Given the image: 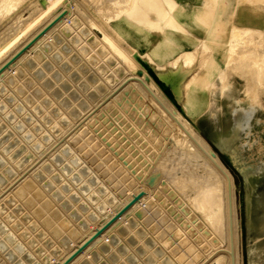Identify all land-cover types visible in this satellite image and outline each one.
Here are the masks:
<instances>
[{"label":"rangeland","instance_id":"rangeland-1","mask_svg":"<svg viewBox=\"0 0 264 264\" xmlns=\"http://www.w3.org/2000/svg\"><path fill=\"white\" fill-rule=\"evenodd\" d=\"M14 1L13 8L2 15L1 5L5 0H0V45L16 31V27H19L17 25L22 26L36 14V11L44 7L43 2L38 0ZM112 1L114 0H66L71 17L73 16L72 21H67L62 27L59 26L60 28L50 32L48 37L21 59L19 65L14 66L11 72H7L0 79V256L6 264L15 262L42 264L39 256L49 254L50 258H53L54 255H51L53 247L62 246L61 256L63 251L68 249L72 242L79 240L82 232L88 230L93 224L88 215L90 212L99 214L95 203L104 202V198L109 194L118 198L110 188L113 187L125 195L134 188L145 186L155 197V202L149 204L148 212L150 213L146 212L141 219L129 214L106 234L105 237L108 234H111L113 239L115 237L113 243L108 241L105 249L99 248L98 245L105 240L104 237L88 249L86 254L80 256L74 264H181L177 260L182 255L189 259V264H192L199 258L197 253V257H194V254L190 252L189 242L195 240L198 235L197 239H201L203 234L207 237L206 232L203 233L208 227V221L205 220L206 211L201 210L205 209L201 207L207 202H205L206 199H201V189L205 184L201 185L200 178L203 176L201 177L200 173L208 174L206 178L209 180L213 179L215 173L210 171V167L206 168L209 165L203 164L204 160L195 153H189V157L187 155L189 161L186 158L175 159V149L179 147L171 137V133L176 130L173 122L169 120L172 123L168 125V120L147 114L150 112L148 108L154 111V107H151L149 97L136 82L135 87L130 86L132 89L121 92L119 98L109 101L108 106L106 104L104 108L98 110L94 120L92 118L93 122L90 120L89 125L93 127L92 129L85 124L86 127H82L80 133L75 135L70 143L66 141L69 134L91 116L100 105H103L107 98L106 101L112 97L117 87L130 80H125L123 77L127 76V79L135 75L131 80L144 83L143 87L226 175L227 182H233L232 196L237 237L235 246L232 200L231 195H228L230 245L225 252L229 256L230 264H235L236 251L237 264H264V0H214V2L205 0L204 3H202L204 0H196L190 15L187 10L184 13L182 7L176 13L175 6L171 12L172 18L175 19H173L175 23L172 24L176 26L177 22L179 27L172 24L164 25L163 21H160L159 32L166 27L165 29L170 32L169 36L174 38L172 33L178 35L181 46L183 43L181 39H185L186 45L189 43L190 48H183L173 56L164 55L171 57L169 60H164L161 55L138 52L133 49L140 54L141 58L148 61L144 62V65L146 67L149 65V70L154 68L155 71L162 70L165 62H169L177 55L183 56L185 52L189 53L192 60L185 67L167 74L149 72V77L146 76L147 72H144L146 67L143 69V62L137 54L135 61L138 65L134 61L137 70L130 76V66L116 57L100 38L102 33L98 27L109 31L120 41L119 44H122L123 48L131 49L126 41L113 31L111 20L119 4L114 5ZM123 2L126 4V1L121 0V3ZM206 6H209L208 9ZM210 7H215L213 13L211 11L213 8ZM201 10L203 14L208 15V17L205 16L207 19L202 15ZM207 10L210 12L206 14ZM198 12L203 17L202 22L196 18ZM119 16H123V13L115 17ZM205 21L207 24L210 23L208 27L206 23H203ZM92 23L97 25L99 23L101 26L97 27ZM233 24L248 28V31L242 33L244 29H241L244 42L237 46L238 49L230 57V60L233 59L236 62L229 60L226 65L222 60V52H226V49L224 46L220 47V44L228 37L227 30ZM148 28L154 31L157 29L149 26ZM91 36H94V41L90 39ZM232 39L236 40V37ZM84 46L87 50L82 54ZM243 47L244 50H242ZM90 55L91 57L93 55L94 59ZM96 61L99 63L95 67ZM98 66H100L99 69ZM193 73L197 75V78L199 75L203 78H196L200 84L194 81L187 88L186 81ZM159 81L167 88L172 104H169L171 101L166 96H161L164 91L162 92L159 86L160 91L156 89L155 84L158 85ZM148 83H153L151 87L157 90V94L165 102L168 100L173 110L193 124L192 127L211 147L220 164L213 154L205 148L202 149L203 146L190 133L187 126L184 127ZM139 95L145 96L144 99H146L142 100L143 98ZM233 98L236 102L235 107L231 108ZM112 101L120 103L119 106ZM234 110L247 116L251 114V116H242L245 123L234 141L236 146L225 153L226 151L216 140V133L225 132L229 128ZM171 126L175 128H173L174 131L173 129L171 131ZM83 128L92 130H89L93 132L90 137L88 130L83 135ZM76 137L79 138L77 141ZM84 138L90 146L85 143ZM81 143L83 149L78 146ZM172 144L176 147L173 148L174 153H170L172 150H169L170 147L172 149ZM84 145L89 147L86 146V148ZM76 148L81 150L77 151ZM84 148L88 152H85ZM164 153H167L170 158L174 157V160L171 158L172 160L165 162L167 158L164 159L163 156L167 157V154ZM151 163L153 165L149 167ZM160 164L163 167L159 166ZM222 164L224 167H221ZM204 168L208 169L211 175ZM154 170L155 174L158 171L159 175H155ZM146 172L149 175H146ZM176 172L178 174L175 175ZM28 174H31V177ZM179 175L180 177H177ZM139 176L144 178L143 185L141 182H139L141 184L137 183ZM152 179L156 183L149 182ZM177 179L181 181L178 182ZM154 191L157 192V196L154 195ZM92 195L98 196V201L92 202ZM62 220H67L66 227L62 224ZM249 220H254L251 226L254 230L250 228ZM83 221L88 222L86 230L82 225ZM260 222L261 226L257 227ZM202 228L205 230H201ZM56 230L59 234H55ZM71 230L76 231L75 236L71 234ZM67 239L70 243L66 245L64 243ZM204 240V242L199 241L198 245L207 251L210 249L207 244L209 239ZM193 241L192 243L195 242ZM221 250H215L207 259Z\"/></svg>","mask_w":264,"mask_h":264},{"label":"bare ground","instance_id":"bare-ground-1","mask_svg":"<svg viewBox=\"0 0 264 264\" xmlns=\"http://www.w3.org/2000/svg\"><path fill=\"white\" fill-rule=\"evenodd\" d=\"M20 1V0H19ZM38 1H40V2H43V4H44V7H41L40 8V10H38V12L36 11V14L35 15H33L29 20H27V21H25V23L24 24H22V26L21 25H17V26H21L20 28L19 27H16V31H14V33H12V34H10L8 37L9 38H7V40L6 41H3V43L0 45V65L3 63V62H5L16 50H18L25 42H27L34 34H36L49 20H51L60 10H62L63 8H66L67 9V14L65 15V17L64 18H62V19H60L59 21H57L43 36H41L29 49H28V51L27 52H25V53H23V55H21L14 63H12L11 65H10V67L9 68H7V69H5L1 74H0V79L3 77V76H5V74H7V72H11L12 70H13V67L15 66L16 67V65H19V63H20V61H21V59L26 55V54H28L34 47H36L38 44H39V42H41L44 38H46V37H48L49 36V34H50V32H52L53 30H55V29H57V28H60L59 26H61L62 27V25L64 24H66L67 23V21H72V18H73V16L71 17V11H70V8H69V6H67L66 5V0H38ZM124 1H126V4H124L125 2H123V3H121V0H114V1H112V2H114V5L115 4H119L118 5V7L116 8V11H115V16L116 15H118V14H120V13H123L125 16H127V17H129V18H132V20H136L137 22V24H138V22L139 23H141V25L143 24V25H146V27L147 26H149V27H152V28H157V30H158V28L160 27V21H163V23H164V25H170V24H172V23H175V19L174 18H172V16H171V12L174 10V8H175V6L177 5H175V2L173 1V0H124ZM205 2V0L202 2V3H204ZM207 2V1H206ZM213 2H214V0H213ZM216 3H217V1H215ZM245 2V1H244ZM211 4V3H210ZM215 4V3H214ZM15 5V1L14 0H5V2H4V4L2 3V5H1V7H2V15L4 14V12H9V10L11 9V8H13V6ZM203 5V4H202ZM208 5H209V3H208ZM43 6V5H42ZM204 6V5H203ZM203 6H202V8H203ZM210 6V5H209ZM209 6H206V8L208 9V7ZM214 6H216V5H214ZM210 8H213V7H210ZM209 8V9H210ZM215 8V7H214ZM214 8L211 10L212 11V13H213V11H214ZM218 8H219V3H218ZM196 10V9H195ZM202 10H204V9H202ZM202 10L200 11V12H202ZM200 12H198L197 14H196V18L198 19V20H202L203 19V17L201 16V13ZM207 12L209 13L210 12V10H207L206 11V14H207ZM194 13H195V11H194ZM204 12H202V15H204V17L206 16L205 14H203ZM211 13V14H212ZM109 15V14H108ZM107 15V16H108ZM106 16V15H105ZM215 16V15H214ZM216 16H218V14L216 15ZM206 17H208V15L206 16ZM205 17V18H206ZM194 18V17H193ZM204 18V19H205ZM210 19H211V17H209ZM19 19V18H18ZM174 19V20H173ZM192 19V18H191ZM207 19V18H206ZM194 20V19H193ZM212 20V19H211ZM17 21V20H16ZM18 21H20V20H18ZM24 21V20H23ZM195 21V20H194ZM203 21V20H202ZM201 21V22H202ZM208 21V20H207ZM207 21H205V22H203L204 24L207 22ZM213 21V20H212ZM211 21V22H212ZM21 22V21H20ZM132 22V21H131ZM231 23H233L232 21H230ZM180 23V22H179ZM197 23H199V22H197ZM17 24V23H16ZM21 24V23H20ZM94 26H97L98 27V25H100L99 23H98V25H97V23L95 24V23H92ZM15 25V24H14ZM178 24H177V22H176V26H177ZM206 25H207V27L210 25V23L209 24H207L206 23ZM231 25V24H230ZM13 26V25H12ZM101 26V25H100ZM139 26V25H138ZM172 26H175V25H173L172 24ZM175 26V27H176ZM203 26V25H202ZM141 27V26H140ZM178 27H179V25H178ZM222 27V26H221ZM246 27V26H245ZM14 28V27H13ZM19 28V29H18ZM99 28V30H101V33H102V35H101V40H102V42L109 48V50H111V52H113L114 53V55L116 56V57H119V58H121L124 62H126V64H128L129 66H130V68H131V70H130V76H132V75H134V73H135V71L137 70L136 69V67L137 66H135L134 64V61L136 60V54L140 57V54H138L133 48H123L122 47V44H119L120 43V41L119 40H117L114 36H112L111 34H110V32L109 31H107L105 28H102V27H98ZM166 28V27H165ZM165 28H163V29H165ZM204 28H205V26H204ZM18 29V30H17ZM170 29V28H169ZM180 29H181V27H180ZM222 29V28H221ZM241 29H244V31L242 32L241 31ZM14 30V29H13ZM12 30V31H13ZM59 30V29H58ZM11 31V32H12ZM64 31V30H63ZM148 31V30H147ZM150 31V30H149ZM159 31V30H158ZM165 31V30H164ZM164 31L162 32V33H164ZM206 32H207V30H205ZM248 31V28L246 29V28H242V26H239V25H236V24H233L232 25V27H230L228 30H227V34H228V37L220 44V47H222V46H224L225 47V49H226V52H222V60L224 61V63L226 64V65H228V63H229V60H230V57H231V55L232 54H234L235 52H236V49H238V47L240 46V43H243L244 42V36L242 35V33H244V32H247ZM167 32V31H166ZM181 32V31H180ZM242 32V33H241ZM161 33V34H162ZM183 33V32H182ZM215 33H216V31H215ZM222 33V32H221ZM152 34V33H151ZM180 34V33H179ZM223 34V33H222ZM252 34V33H251ZM165 35V34H164ZM248 36V35H247ZM232 37H236V40H233L232 39ZM98 39H99V37H97ZM91 40H95L94 39V36H91V38H90ZM74 41V40H73ZM75 43H77V42H75ZM219 43V42H218ZM216 44V43H215ZM77 45H79V44H77ZM198 45V44H197ZM217 45V44H216ZM219 45V44H218ZM239 45V46H238ZM211 46V45H210ZM238 46V47H237ZM247 46V45H246ZM245 46V47H246ZM249 46V45H248ZM75 47H76V45H75ZM79 47V46H78ZM215 47H217V46H215ZM242 47V46H241ZM217 48H219V46L217 47ZM258 48V47H257ZM100 49V48H99ZM208 49H209V51L211 50L209 47H208ZM219 49H221V48H219ZM247 49H249L248 47H247ZM84 50V51H83ZM83 50H82V54H84V52L87 50L86 49V47L84 46L83 47ZM93 50V49H92ZM95 50V49H94ZM101 50H102V52H103V49L101 48ZM214 50V49H213ZM242 50H244V47H243V49ZM251 50V49H250ZM186 51V50H185ZM225 51V50H224ZM252 51V50H251ZM255 51V50H254ZM258 51H262V50H258ZM80 52V51H79ZM90 52V51H89ZM89 52H87V53H89ZM183 53H184V51H182ZM204 52V51H203ZM211 52V51H210ZM245 52H247V50L245 51ZM81 53V52H80ZM96 53V52H95ZM97 54H99V53H97ZM191 54H192V52H191ZM211 54V53H210ZM248 54V53H247ZM86 55V54H85ZM251 55H252V53H251ZM83 56V55H82ZM205 56V55H204ZM89 57V56H88ZM90 57H91V55H90ZM89 57V58H90ZM221 57V56H220ZM89 58H87V59H89ZM91 58H93L94 59V56L92 55V57ZM141 58V57H140ZM92 59V61H94ZM102 59V58H101ZM248 59V58H247ZM141 60H142V62H143V69L146 67L145 65H144V62H148V61H146L145 59H143V58H141ZM192 60V57L189 55V53H187V52H185L184 53V55L183 56H181V55H177V57L175 56L174 58H172L169 62L167 61V63L165 62V66H163L164 67V69H162V70H159V69H157L156 71H155V68L154 67H152V68H154V69H150L149 70V65L144 69V72L146 73V76H150V73L149 72H153V73H163V74H167V73H169V72H173V71H176L178 68H183V67H185L187 64H188V62H190ZM200 60V59H199ZM231 60H233V59H231ZM230 60V61H231ZM246 60V59H245ZM249 60V59H248ZM98 61H99V59H98ZM202 61V60H201ZM205 61V60H204ZM206 61H207V56H206ZM136 62V61H135ZM236 62V61H235ZM234 62V60H233V63H235ZM247 62V61H246ZM252 62V61H251ZM99 63V62H98ZM97 63V61H96V63H95V67L97 66L96 64H98ZM202 63V62H201ZM232 63V64H233ZM256 63V62H255ZM94 64V63H93ZM136 64H137V62H136ZM252 64V63H251ZM138 65V64H137ZM204 65V64H203ZM214 65V64H213ZM231 65V64H230ZM245 65V64H244ZM249 64H247V66H248ZM252 65H254V64H252ZM232 67H233V65H231ZM237 66V65H236ZM235 66V67H236ZM250 66V65H249ZM23 67V66H22ZM202 67V66H201ZM215 67V66H214ZM238 67H239V65H238ZM243 67V66H242ZM100 68V66H98V69ZM142 68V67H141ZM239 68H241V67H239ZM238 68V69H239ZM249 68V67H248ZM96 69V68H95ZM143 69H142V71H143ZM27 70V69H26ZM29 70V69H28ZM102 70V69H101ZM146 70V71H145ZM98 71V70H97ZM141 71V72H142ZM202 71V70H201ZM14 72H15V70H14ZM37 72V71H36ZM138 72V71H137ZM98 73V72H97ZM100 73V72H99ZM104 73V72H103ZM180 73V72H179ZM11 74V73H10ZM13 74V73H12ZM31 74V73H30ZM107 74V73H106ZM207 74V73H206ZM264 74V73H263ZM14 75V74H13ZM102 75V74H101ZM162 75V74H161ZM179 75V74H178ZM192 75V74H191ZM190 75V76H191ZM204 75V74H203ZM11 76V75H10ZM15 76V75H14ZM128 76H129V74H128ZM169 76V75H168ZM172 76V75H171ZM174 76H175V73H174ZM189 76V77H190ZM210 76V75H209ZM7 77V76H6ZM101 77V76H100ZM103 77V76H102ZM127 77V76H126ZM126 77H123V78H125V80H129V81H125L126 82V84H122L120 87H117V90H116V92L112 95V97L108 100V101H106L105 99V101H104V104L103 105H100V107L93 113V112H91V113H93L92 115H91V113H90V115L91 116H89V113H88V111H87V113H88V118L85 120V116H84V122L81 124V125H79L78 126V128L76 129V130H74L71 134H69V136L66 138V141L67 142H71V140L72 139H74V136L75 135H78L79 133H80V129L82 128V127H84L85 126V124H87L88 125V127L89 126H91V125H89V124H91V121L90 120H92V118H93V120H94V117H95V115H96V113L98 112V110H100V109H102V108H104L105 107V105L110 101L111 102V100H114V99H117V98H119L120 96V94H121V92H123L124 93V91L125 90H128L129 88H131L130 86H134V85H136V83L138 84V86H140V88L147 94V96L149 97V103L150 104H152V106L151 107H154V111H151L149 108H148V110L150 111V112H148L147 110H146V112H148L147 114H149V115H151L152 117H155V118H159V119H164V120H171L172 122H173V124H174V126H175V128H176V130L174 131V127L173 126H171L172 128H171V131H172V129H173V133H171V137L173 138V141L178 145V147L179 148H176L175 147V145L173 146V144H172V149H171V147H170V149L169 148H167V150L169 149V150H172L170 153H174V149L176 150L175 151V159H178V158H186V160H188V157H189V153L191 154V153H195L196 155H199L200 157L199 158H202V160H204V162L203 161H201V162H203V164L204 163H206V164H208L209 166H207L206 168H208L209 169V167H210V171L212 170V173L214 172L215 173V176L214 177H216V178H214L213 177V179H211V180H209L208 178H206L207 176H208V174H204V173H202L203 175H201V173H200V176L202 177H204V180H203V177L202 178H200V182H202L201 183V185H203V184H205L204 186H206V187H202L203 189H201L202 190V194H201V199H206V201L205 202H207L206 204L204 203V205L205 206H202L201 207V205L199 206V207H201V208H204L205 207V209H201V210H204V211H206V216H205V220L206 221H208V227H207V231H203V233L204 232H206L205 234H206V236L207 237H205V235L203 234L202 235V237H201V239L199 240V239H197L198 237H199V235L198 236H196L197 235V233L196 234H194L196 237V239L193 241V240H191V236H190V240H191V242H189L190 243V252L191 253H193L194 255V257L196 256V253L199 255V258L198 259H196V261H193V263L192 264H230V259H229V256H228V254L225 252V250H228V247H229V226H228V213H230V210H229V212H227V202H228V195H231V200H232V209H233V216H232V223H233V237H234V239H235V246H236V232H235V225H236V222H235V212H234V205H233V194H232V191H233V186H234V184H233V182L232 181H228L227 182V177H225L226 175L224 174V173H222V171L220 170V168L218 167V166H215V164L210 160V158H208V156H206L205 155V153L203 152V150H201L200 148H199V146L198 145H196L195 143L196 142H194L193 141V139L191 138V137H189L188 135H187V133L184 131V130H182L180 127H179V125L175 122V119L173 120L172 118H171V116L168 114V112H167V110L165 111V109H163L162 107H161V105L159 104V102H157V100L146 90V88H144L143 87V84L144 83H140V82H138V80L136 81V80H131V78H133V77H135V75L134 76H132V77H129V78H127L126 79ZM142 77V76H141ZM173 77V76H172ZM176 77H177V75H176ZM199 77H200V75H199ZM198 77V78H199ZM9 78V77H8ZM17 78V77H16ZM108 78V77H107ZM106 78V79H107ZM138 78H140V77H138ZM169 78V77H168ZM196 78H197V75L195 74V73H193V75L190 77V78H188V80L186 81L187 83H186V86L185 87H187L188 85H190V83H192V82H194V81H196ZM197 78V79H198ZM201 79L203 78V77H200ZM257 78H259V77H257ZM4 79V78H3ZM6 79V78H5ZM24 79V78H23ZM34 79V78H33ZM105 79V80H106ZM142 79V78H141ZM167 79V78H166ZM173 79H174V77H173ZM176 79V78H175ZM264 79V78H263ZM101 80V79H100ZM109 80V79H108ZM18 81V80H17ZM22 81V80H21ZM24 81V80H23ZM110 81V80H109ZM122 81V80H121ZM144 81H146L145 79H144ZM199 81H201L200 79H199ZM203 81V80H202ZM136 82V83H135ZM142 82V81H141ZM196 82H198V81H196ZM27 83V82H26ZM108 83V82H107ZM133 83V84H132ZM135 83V84H134ZM199 83V82H198ZM16 84V83H15ZM101 84V83H100ZM149 84V83H148ZM151 84H153V83H151ZM151 84H149V86L151 87ZM200 84V83H199ZM201 84H202V82H201ZM205 84V83H204ZM204 84L202 85V86H204ZM22 85H23V83H22ZM39 85V84H38ZM146 85V84H145ZM156 86H157V88L156 89H158V86L162 89L161 91L163 92V94L161 95L162 97H164V96H166L167 97V99H169V101H171L170 103H169V101L167 100V102H165L164 101V99L159 95V94H157V90L155 91L154 89H153V87H151V89L157 94V95H159L158 97L159 98H161V101L163 100V103L165 102V105H167V107H169L170 109H171V112H173L176 116H177V118H179V121H181L182 123H183V125H184V127H185V125L187 126L186 128L188 129V130H190V131H188V132H190L196 139H197V141L203 146V148L202 149H206V150H208V152L209 153H211V154H213L214 156L216 155V154H214V151H212V149H211V147L207 144V142L202 138V136L192 127V125L193 124H191L190 122H189V120H187L185 117H183V115L182 116H180L179 115V113H177L175 110H173V108H171L170 106H169V104H172L173 103V101H172V99H171V97H170V94L168 93V91L166 90L167 88L163 85V83L161 82V81H159L158 82V85L157 84H155ZM185 85V84H184ZM195 85V84H194ZM196 85H197V83H196ZM9 87V86H8ZM15 87V86H14ZM32 87V86H31ZM135 87V86H134ZM147 87V86H146ZM200 87V86H199ZM10 88V87H9ZM36 88V87H35ZM95 88V87H94ZM139 87H138V89H140ZM188 88V87H187ZM203 88V87H202ZM13 89V88H12ZM21 89V88H20ZM132 89V88H131ZM136 89H137V86H136ZM201 89V88H200ZM207 89V88H206ZM15 90V89H14ZM142 90H140V91H142ZM159 90V89H158ZM22 91V90H21ZM32 91V90H31ZM40 91V90H39ZM136 91H138V90H136ZM160 91V90H159ZM125 92H127V91H125ZM161 92V93H162ZM130 93V92H129ZM145 93H143L144 95H145ZM153 93V92H152ZM19 94V93H18ZM138 94V93H137ZM137 94H136V96H137ZM140 94H142V92H140ZM41 95V94H40ZM106 95V94H105ZM128 95V94H127ZM133 95V94H132ZM164 95V96H163ZM130 96V95H129ZM140 97H141V95H139ZM146 96V97H147ZM132 97V96H131ZM145 97V96H144ZM144 97H141V98H143L142 100H145L144 99ZM165 97V98H166ZM103 98V97H102ZM138 99V98H137ZM102 101V100H101ZM115 101V100H114ZM114 101H112V103L114 102ZM235 102H236V99L235 98H233L232 100H231V104H232V106H231V108H234L235 107ZM97 103V102H96ZM114 103H117L116 105H118V104H120V103H118V102H114ZM146 103H147V101H146ZM169 103V104H168ZM92 105V104H91ZM90 105V106H91ZM95 105V104H94ZM115 105V104H114ZM147 105V104H146ZM28 106V105H27ZM59 106V105H58ZM93 106V105H92ZM96 106V105H95ZM107 106H108V104H107ZM119 106V105H118ZM144 106V105H143ZM173 106V105H172ZM150 107V108H151ZM91 108V107H90ZM89 108V109H90ZM93 108V107H92ZM62 109V108H61ZM152 110H153V108H151ZM30 110V109H29ZM90 111V110H89ZM113 111V110H112ZM104 112V111H103ZM87 113H85V115L87 114ZM82 114H84V113H82ZM173 114V115H174ZM242 116H247V114H241V113H239L237 110H234V111H232V122H231V124H230V126H229V128L227 129V130H225V132H218V133H216L217 135H216V140H217V142L219 143V145H220V147L221 148H223L226 152L225 153H227V152H229V150L230 149H234V147L236 146H234V141L236 140V138L238 137V135H239V130L241 129V127H242V125L245 123L244 122V118L242 117ZM248 116H251V114L250 115H248ZM247 116V117H248ZM151 117V118H152ZM173 117V116H172ZM56 118V117H55ZM38 119V118H37ZM93 120H92V122H93ZM90 121V123H88ZM98 121V120H97ZM220 121V120H219ZM172 122H168V125H171V124H169V123H172ZM99 123V122H98ZM57 124V123H56ZM70 124V123H69ZM97 124V123H96ZM163 124V123H162ZM172 124V125H173ZM68 126V125H67ZM221 126V125H220ZM255 126V125H254ZM49 127V126H48ZM86 127V126H85ZM60 128V127H59ZM91 129L93 128L92 126L90 127ZM85 129V128H83L82 130L84 131H82L83 132V135H85L89 130H91V129ZM65 129V128H64ZM186 129V130H187ZM85 130H86V132H85ZM88 130V131H87ZM92 131V130H91ZM170 131V132H171ZM50 132V131H49ZM62 132V131H61ZM85 133V134H84ZM91 133H93V132H90L89 131V137H90V134ZM80 136V135H79ZM82 136V135H81ZM80 136V137H81ZM61 137V136H60ZM77 139H79V138H77L76 137V141H77ZM81 139V138H80ZM88 139H90V138H88ZM215 139V138H214ZM58 140V139H57ZM83 140V139H82ZM84 141H85V143H86V139L84 138ZM68 143V144H69ZM76 143V142H75ZM79 143V142H78ZM84 143V144H85ZM88 143V142H87ZM86 143V144H87ZM72 144H74V143H72ZM66 145V144H65ZM77 145V144H76ZM87 145H89V144H87ZM86 145V146H87ZM169 145H171V144H169ZM72 146V145H71ZM75 146V145H74ZM78 146H81L82 147V143H81V145H78ZM77 146V147H78ZM85 146V145H84ZM85 146V147H86ZM90 146V145H89ZM89 146H87V147H89ZM81 147H79V148H81ZM86 147V148H87ZM74 148V147H73ZM174 148V149H173ZM76 149H78V148H76ZM75 149V150H76ZM82 149H83V147H82ZM89 149V148H88ZM162 149V148H161ZM81 150V149H80ZM79 149L77 150V151H80ZM87 150V149H86ZM167 150H165V151H167ZM83 151V150H82ZM84 151H85V148H84ZM164 151V152H165ZM85 152H88V151H85ZM85 152H82L83 154H85ZM50 153V152H49ZM77 154V153H76ZM80 154H81V152H80ZM79 154V155H80ZM164 154H167V153H164ZM163 154V155H164ZM82 155V154H81ZM90 155V154H89ZM157 155V154H156ZM159 155H161V154H159ZM158 155V156H159ZM187 155H188V157H187ZM194 155V154H193ZM229 155V154H228ZM232 155V154H231ZM83 156V155H82ZM166 155H164L163 157H164V159H166L165 160V162L166 161H168L169 159H171L169 156H168V154H167V157H165ZM171 156V155H170ZM212 156V155H211ZM85 157V156H84ZM162 157V158H163ZM169 157V158H168ZM191 157H193V156H191ZM194 157H195V155H194ZM218 157V156H217ZM45 158V157H44ZM75 158V157H74ZM74 158H72V159H74ZM82 158V157H81ZM88 158V157H87ZM86 158V159H87ZM90 158H92V157H90ZM147 158V157H146ZM152 158V157H151ZM150 158V159H151ZM155 158V157H154ZM158 158V157H157ZM196 158H198V157H196ZM213 158V157H212ZM37 159H38V157H37ZM83 159V158H82ZM94 159V158H93ZM163 159V160H164ZM173 160H174V157L172 158ZM171 159V160H172ZM215 159H216V161H218V159L216 158V156H215ZM36 160V159H35ZM84 160V159H83ZM157 160V159H156ZM155 160V161H156ZM161 160V159H160ZM170 160V161H171ZM72 161V160H71ZM74 161V160H73ZM85 162H86V160H84ZM151 161V160H150ZM162 161V160H161ZM189 161V160H188ZM188 161H186V162H188ZM190 161H192V160H190ZM33 162V161H32ZM87 162H89V160L87 161ZM91 162V161H90ZM145 163H146V161H144ZM160 162V161H159ZM173 162V161H172ZM196 162V161H195ZM92 163H93V161H92ZM175 163V162H174ZM189 163V162H188ZM192 163H194V162H192ZM199 163V162H198ZM218 163L220 164V162L218 161ZM217 163V164H218ZM68 164V163H67ZM163 164V163H162ZM162 164H160L159 166H161ZM201 164V163H200ZM199 164V165H200ZM14 165V164H13ZM90 165V164H89ZM144 165V164H143ZM146 165H147V163H146ZM150 165H153V163H151V164H149L148 166L150 167ZM196 165V164H195ZM198 165V164H197ZM155 166H156V164H155ZM154 166V167H155ZM220 166V165H219ZM223 166V164L221 165V167ZM93 167V166H92ZM146 166L144 165V168H145ZM149 167H147V169L149 168ZM153 167V166H152ZM151 167V168H152ZM162 167H163V165H162ZM203 167H204V165H203ZM224 167V166H223ZM143 168V167H142ZM143 168V169H144ZM94 169V168H93ZM158 169V168H157ZM162 169V168H161ZM205 169V168H204ZM207 169V170H208ZM42 170V169H41ZM185 170V169H184ZM206 170V169H205ZM204 170V171H205ZM206 170V171H207ZM225 170H226V168H225ZM96 171V170H95ZM149 171V170H148ZM151 171V170H150ZM181 171H183V170H181ZM210 171H207V173L209 172L210 173ZM145 172V171H144ZM153 172V171H152ZM158 172V171H157ZM157 172H156V174H157ZM180 172V171H179ZM184 172V171H183ZM227 172H228V170H227ZM33 173V172H32ZM98 173V172H97ZM147 173V172H146ZM159 173V172H158ZM65 174V173H64ZM99 174V173H98ZM151 174V173H150ZM154 174H155V170H154ZM155 174V175H156ZM176 174H178L177 172L175 173V175ZM184 174V173H183ZM29 176L31 175V174H28ZM100 175V174H99ZM138 175H140V174H138ZM144 175V174H143ZM146 175H149L148 173L146 174ZM153 175V174H152ZM157 175H159V174H157ZM205 175V176H204ZM210 175H211V173H210ZM26 176V175H25ZM31 177V176H30ZM143 177V176H142ZM145 177V176H144ZM148 177V176H147ZM157 177V176H156ZM174 177V176H173ZM177 177H180V175L179 176H177ZM186 178H187V176H185ZM210 177V176H209ZM24 178V177H23ZM153 178V177H152ZM186 178L184 179V180H186ZM189 178V177H188ZM206 178V179H205ZM211 178V177H210ZM101 179H102V177H101ZM104 179H105V177H104ZM107 179V178H106ZM144 179V178H143ZM142 178H141V176H139V179L137 180V183L138 184H141L142 183V185H143V180ZM149 179H150V177H149ZM156 179V178H155ZM175 179V178H174ZM181 179H183V178H181ZM181 179H179L180 181H181ZM229 179H230V177H229ZM26 180V179H25ZM28 180V179H27ZM26 180V181H27ZM36 180V179H35ZM110 180V179H109ZM147 180V179H146ZM145 180V181H146ZM154 179H152V180H150L149 182H151V181H153ZM173 180V179H172ZM179 180L177 179V181L179 182ZM230 180H232V179H230ZM19 181V180H18ZM104 181V180H103ZM106 181V180H105ZM25 182V181H24ZM108 182V181H107ZM132 182H133V180H132ZM139 182H141V183H139ZM154 183H156L155 181H153ZM153 182L151 183V184H153ZM25 183H29V181L28 182H25ZM109 184V183H108ZM199 184V183H198ZM28 185V184H27ZM107 185V184H106ZM31 186V185H30ZM41 186V185H40ZM97 186V185H96ZM108 187H109V185H107ZM111 186V185H110ZM112 186H114V185H112ZM154 186V185H153ZM152 186V187H153ZM194 186V185H193ZM115 187V186H114ZM124 187H125V185H124ZM155 187H156V184H155ZM196 187L197 188H199V186H197L196 185ZM16 188V187H15ZM42 188V187H41ZM113 188V187H112ZM110 188V190H112L113 191V193H115V195L118 197L117 199L113 196V195H111V194H109L106 198H104V202H102L101 203V201H98V196H95V195H92V198H91V200H92V202H95V201H98V203H95L96 204V209H97V211H98V215L97 214H95V213H93V212H90L89 213V218L92 220V222H93V224L92 225H90V227H89V229L88 230H86L87 229V226H88V222L87 221H83L82 222V225L84 226V230H86V231H83L82 232V236H81V238L79 239V240H77V241H75V242H72V245L68 248V249H65L64 251H63V253H62V255L60 256V253H61V248H62V246H55V247H53V249L51 250V255L53 256V258L51 257L50 258V256H49V254H42L43 256L42 257H40L39 256V258H41L40 260H41V262L40 263H42V264H57L58 262H60L61 260H63L72 250H74L75 248H76V246L77 245H79L83 240H85L88 236H90L94 231H95V229L98 227V226H100L104 221H106L112 214H114L117 210H118V208H120L127 200H129L131 197H132V195L133 194H135L136 192H138L139 190H141V189H144L145 190V193H144V195L143 196H141L140 197V199L138 200V201H136L128 210H126L125 211V213H123V215L119 218V219H117L110 227H108L100 236H98L96 239H94L85 249H84V251L82 252V253H80L74 260H72L69 264H74L75 262H76V260L78 259L79 260V258H80V256H82L83 254H86V252H87V250L88 249H90V248H92L93 246H94V244H96L97 242H99L101 239H103L105 236H106V234L110 231V230H112L113 229V227L116 225V224H118V222L120 221H123V219H125V217H127L129 214H133L135 217H137L138 215V217L141 219V217L142 216H144V214L146 213V212H148L149 211V204L151 203V202H153L154 200H155V197L153 196V195H151V193L149 192V190H148V188H146L145 186H142V187H140L139 186V188H134V190H131L129 193H127V194H125V195H123L122 194V192L121 193H119V191H116L117 189H115V188ZM2 189V188H1ZM100 189V188H99ZM152 189H154V188H152ZM13 191V190H12ZM32 191V190H31ZM153 191V190H152ZM200 191V190H199ZM156 191H154V195H156L157 194V192L155 193ZM14 193V192H13ZM124 193V192H123ZM49 195V194H48ZM158 195V194H157ZM156 195V196H157ZM45 196V195H44ZM193 196V195H192ZM25 197V196H24ZM33 197V196H32ZM51 197V196H50ZM159 197V196H158ZM230 197V196H229ZM247 199L249 200V198H248V196H247ZM38 201V200H37ZM118 201V202H117ZM202 202H203V200H201ZM155 202V201H154ZM201 202V203H202ZM40 203V202H39ZM152 204H154V203H152ZM152 204L150 205V206H152ZM200 204V203H199ZM203 204V203H202ZM249 205V204H248ZM24 206V205H23ZM82 206V205H81ZM109 206H111V207H109ZM249 207V206H248ZM230 208V207H229ZM250 208V207H249ZM200 209V208H199ZM154 212V211H153ZM20 213V212H19ZM30 213V212H29ZM148 213H150V212H148ZM33 214V213H32ZM146 215V214H145ZM167 215V214H166ZM153 217V216H152ZM250 219V218H249ZM152 220V219H151ZM11 221V220H10ZM63 221V225L66 227L67 225H66V223H67V220H62ZM142 221V220H141ZM187 221V220H186ZM254 221V220H253ZM252 220H249V225H250V228H253V227H251V226H253V222ZM22 222V221H21ZM140 222V221H139ZM142 222H144V221H142ZM141 222V223H142ZM11 223V222H10ZM159 223V222H158ZM258 223V222H257ZM261 222L258 224L259 226H257V227H260L261 226ZM132 225V224H131ZM144 225H145V223H144ZM184 225V224H183ZM183 225H181V226H183ZM42 226V225H41ZM204 226H205V224H204ZM207 226V225H206ZM256 226V225H255ZM146 228H148L147 226H145ZM185 227H186V225H185ZM203 227V226H202ZM27 228V227H26ZM181 228V230H183V228L182 227H180ZM29 229V228H28ZM32 229H34V228H32ZM45 230V229H44ZM54 230V229H53ZM164 230V229H163ZM185 230V229H184ZM201 230H205L204 228H202ZM253 230H254V228H253ZM258 230V229H257ZM55 231V230H54ZM148 231H151V230H148ZM186 231V230H185ZM56 232L57 233H55V234H59V232H58V230H56ZM152 232V231H151ZM197 232H199V231H197ZM185 233V232H184ZM30 234V233H29ZM71 234L73 235V236H75L76 235V231H74V230H71ZM153 234V233H152ZM186 234H188V233H186ZM186 234H184V235H186ZM201 234H202V232H201ZM154 235V234H153ZM157 235V234H156ZM155 235V236H156ZM190 235V234H189ZM157 236H159V235H157ZM53 237V236H52ZM63 237V236H62ZM110 237V238H109ZM194 237V236H193ZM160 238V237H159ZM159 238H157V239H159ZM187 238H189V236L187 237ZM209 239V243H207L208 244V248H210V249H208L207 251L206 250H203L202 248H200V246L198 245V243L200 244V242L201 241H205L204 239ZM52 239H54V238H52ZM61 239H63V238H61ZM34 240V239H33ZM57 240V239H56ZM55 241V240H54ZM69 241V239H67V241H65V243L64 244H66L67 245V243H70V241ZM108 241L109 242H111V243H113L114 241H115V237H114V239H113V237L111 236V234H108L107 235V237H105V240H103L102 241V243L101 244H99L98 246H99V248H101V249H105L106 247H107V244H108ZM159 241V240H158ZM192 241L194 242V243H192ZM200 241V242H199ZM36 242V241H35ZM208 242V241H207ZM56 243V242H55ZM206 243V242H205ZM34 246V245H33ZM234 246V247H235ZM35 247V246H34ZM233 247V246H232ZM45 248V247H44ZM221 250V251H218L213 257L211 256V258L210 259H207V258H209L210 257V255H211V253H213L215 250ZM33 250V249H32ZM31 250V251H32ZM44 250V249H43ZM45 251V250H44ZM200 251V252H199ZM35 252V251H34ZM43 252V251H42ZM199 252V253H198ZM49 253V252H48ZM35 254H36V252H35ZM41 254V253H40ZM237 251H236V253H235V259H234V261H235V264H237ZM37 255V254H36ZM174 256V255H173ZM178 256V255H177ZM180 256H181V254H180ZM38 257V256H37ZM179 257V256H178ZM191 257V256H190ZM197 257V256H196ZM38 258V259H39ZM10 259H12V258H10ZM166 259V258H165ZM175 259H177V258H175ZM181 259V260H180ZM191 260H192V258H191ZM0 264H6V262H5V260L2 258V256H0ZM166 261H167V259H166ZM178 262L180 261V263L181 264H189V259H187V258H185L184 257V255H182V257L181 258H178V260H177ZM26 262H28V261H26ZM30 262H28V264H29ZM8 264V263H7ZM13 264H19V263H17V262H15V263H13ZM77 264V263H76Z\"/></svg>","mask_w":264,"mask_h":264},{"label":"crops","instance_id":"crops-1","mask_svg":"<svg viewBox=\"0 0 264 264\" xmlns=\"http://www.w3.org/2000/svg\"><path fill=\"white\" fill-rule=\"evenodd\" d=\"M177 5L176 13L179 12L180 7H182L183 12L187 10L188 15L192 12L193 6L196 0H173ZM115 12H113V15ZM132 21V22H131ZM132 20L131 18L125 16L113 17L111 20L112 27L123 40L131 47L136 49L138 52H150L153 55H161L164 60H169L175 54H178L183 48H190L189 43L186 45L185 39L181 41L179 36L172 33V38L169 36L167 29L160 28L156 31L146 27V25H141V23ZM139 25V26H138ZM141 26V27H140ZM190 25L187 30L189 31ZM148 30V31H147ZM150 30V31H149ZM165 30V31H164ZM164 31V33H162ZM167 31V32H166ZM152 33V34H151ZM162 33V34H161ZM165 34V35H164ZM169 54V56H164ZM158 59V58H157Z\"/></svg>","mask_w":264,"mask_h":264},{"label":"water","instance_id":"water-1","mask_svg":"<svg viewBox=\"0 0 264 264\" xmlns=\"http://www.w3.org/2000/svg\"><path fill=\"white\" fill-rule=\"evenodd\" d=\"M67 14V9L63 8L60 10L51 20H49L36 34H34L27 42H25L18 50H16L5 62L0 65V74L7 68L10 67L23 53L27 52L28 49L41 37L43 36L57 21L64 18ZM145 193L144 189L139 190L132 197L127 200L118 210L112 214L106 221L98 226L95 231L83 240L79 245L76 246L63 260L57 264H69L74 260L84 249L98 236H100L108 227H110L117 219H119L126 210H128L136 201L140 199ZM139 216V215H138ZM19 263V262H17ZM20 264V263H19Z\"/></svg>","mask_w":264,"mask_h":264}]
</instances>
